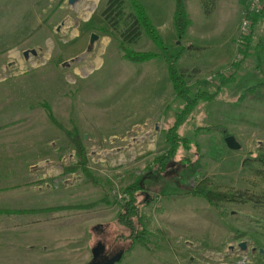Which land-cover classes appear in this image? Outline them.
Wrapping results in <instances>:
<instances>
[{"label": "rangeland", "instance_id": "374dc122", "mask_svg": "<svg viewBox=\"0 0 264 264\" xmlns=\"http://www.w3.org/2000/svg\"><path fill=\"white\" fill-rule=\"evenodd\" d=\"M108 1L86 17L93 0H0V264H89L97 244L107 259L121 256L116 264H264V74L242 58V75L202 63L235 31L238 3L215 12V1L207 16L200 0H185L191 25L178 39L173 0H136L166 52L142 32L124 47L158 57L133 63L123 25L103 18ZM174 56L192 95H208L188 109L169 78ZM179 118L176 153L160 164ZM203 181L258 201L212 207L193 195ZM133 185L130 231L118 217Z\"/></svg>", "mask_w": 264, "mask_h": 264}, {"label": "trees", "instance_id": "16d2710c", "mask_svg": "<svg viewBox=\"0 0 264 264\" xmlns=\"http://www.w3.org/2000/svg\"><path fill=\"white\" fill-rule=\"evenodd\" d=\"M132 12L129 14H125V0H109L107 6L103 12V18L105 22L112 27L113 29H118L119 25L122 24L124 29L120 32L121 37V45L120 48L124 53V59L133 62V63H141L153 60L157 58V55L152 53H137L132 50H129L124 47V45H134L136 44L142 32L146 34V36L161 50L166 52L163 41L160 35L157 33L151 21L144 9V7L136 0H128ZM174 1V11L172 16L173 26L178 39L184 37L187 28L191 25V21L188 18L185 0H173ZM216 0H200L204 13L208 16L210 15L215 8ZM256 18V17H255ZM255 18L251 15H248V19L251 21V24H254ZM253 22V23H252ZM249 38L250 35H247L242 39L241 44H239L238 53L242 59H244L248 52L249 47ZM179 56L170 57L167 61L168 65V74L173 86V90L176 94V97L181 99L186 109L191 106H194L196 100L200 99V95L204 98L208 95L205 94H196L192 95L191 90L186 87L184 79L187 77L183 71H179L176 67V63L178 61ZM241 62L234 63L232 67H236L240 65ZM181 114V113H180ZM182 116V114H181ZM53 121V118L50 117ZM180 118L171 128L168 129L166 135V141L170 143V152L169 156L166 158L160 159V164H165V160L168 158H172L174 153H176L177 146L179 144V139L176 136V128L179 125ZM76 149L78 150V158L79 163L85 162L86 157L84 153V149L81 147L79 141L75 143ZM259 162L262 164V169L259 171L264 178V159L260 158ZM264 182V179H263ZM207 181H203L198 184L195 188H193V195L204 198L212 207L219 206V203H256L258 201V197L251 192L246 190H210L205 188ZM129 193V200L125 201L122 204L123 212L119 215V222H125V227L132 231V222L131 217H139L137 207L139 203H137L135 192L137 191V186L133 185L129 187L127 190ZM138 205V206H137ZM142 238V234L138 233ZM137 235V238H140Z\"/></svg>", "mask_w": 264, "mask_h": 264}, {"label": "crops", "instance_id": "0c3cea01", "mask_svg": "<svg viewBox=\"0 0 264 264\" xmlns=\"http://www.w3.org/2000/svg\"><path fill=\"white\" fill-rule=\"evenodd\" d=\"M233 0H216V9H221L224 11L228 4H230ZM236 3H238V13L240 14V22L243 18V13L245 12L248 4L251 2V0H235ZM221 6V8H220ZM174 11V10H173ZM187 12V11H186ZM188 15V14H187ZM252 17H256L254 24H251L250 21V28H249V47L246 57L243 59V64L246 66H251L254 71H260L261 74L264 71V0L262 3V7L259 12L255 14H250ZM173 22V21H172ZM239 24L236 26L235 31L232 35L224 41H221L218 45V50L214 51L209 57L202 56L203 58H206V60H202V63L204 61L207 62V64L203 65L206 69H212V70H219V69H225L229 66L232 67L234 63V58L238 52L237 48V36H238V28ZM253 23V22H252ZM201 41H204L205 39H209V35H200ZM202 43V49L209 48V46H205V43ZM200 47V46H199ZM204 49V50H205ZM204 50H202L201 53H205ZM199 53V52H198ZM250 61V62H249ZM238 65L236 67H232L234 70V73H239L240 75L245 73V65ZM243 67V68H242ZM248 72V70H247ZM246 72V73H247Z\"/></svg>", "mask_w": 264, "mask_h": 264}, {"label": "water", "instance_id": "95a60500", "mask_svg": "<svg viewBox=\"0 0 264 264\" xmlns=\"http://www.w3.org/2000/svg\"><path fill=\"white\" fill-rule=\"evenodd\" d=\"M79 0H68V4L69 5H73L75 3H77ZM97 40V36L96 35H91L90 38V45L93 44V42ZM29 52H24L23 55L24 57H26L28 55ZM30 53L32 55H35V51H30ZM225 144L227 146L228 149L230 150H238L240 148L239 144L236 142V140L232 137V136H228L224 139ZM238 251L240 253L242 252H246L247 251V243L246 242H240L238 245ZM232 249V248H231ZM104 251V246L101 244H97L92 250H91V254H92V260L89 264H98L97 260L99 259L100 254ZM252 252L255 251V248H252L251 250ZM260 252H262V250H260ZM121 256L120 255H115L109 259H106L104 261L103 264H116L120 261Z\"/></svg>", "mask_w": 264, "mask_h": 264}, {"label": "built area", "instance_id": "2783aa9c", "mask_svg": "<svg viewBox=\"0 0 264 264\" xmlns=\"http://www.w3.org/2000/svg\"><path fill=\"white\" fill-rule=\"evenodd\" d=\"M263 0H251L248 4L245 12L243 13V18L239 26V35L237 39V43L241 44L242 39L249 35V28H250V20L248 19V15L255 14L260 11L262 7ZM241 59V56L238 55L236 62Z\"/></svg>", "mask_w": 264, "mask_h": 264}, {"label": "bare ground", "instance_id": "6f19581e", "mask_svg": "<svg viewBox=\"0 0 264 264\" xmlns=\"http://www.w3.org/2000/svg\"><path fill=\"white\" fill-rule=\"evenodd\" d=\"M97 3H98V0H93L92 5H90V4L84 5V11H85L86 17H89L91 15V13L95 9Z\"/></svg>", "mask_w": 264, "mask_h": 264}, {"label": "flooded vegetation", "instance_id": "af4514ba", "mask_svg": "<svg viewBox=\"0 0 264 264\" xmlns=\"http://www.w3.org/2000/svg\"><path fill=\"white\" fill-rule=\"evenodd\" d=\"M101 254L99 256V261L97 260V263L99 264L103 263L107 259V256L105 254H102V255Z\"/></svg>", "mask_w": 264, "mask_h": 264}]
</instances>
